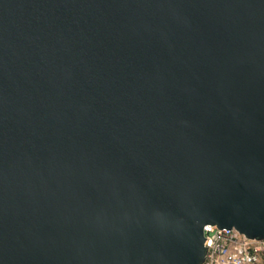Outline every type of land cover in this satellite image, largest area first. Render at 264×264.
Wrapping results in <instances>:
<instances>
[{
    "label": "water",
    "instance_id": "95a60500",
    "mask_svg": "<svg viewBox=\"0 0 264 264\" xmlns=\"http://www.w3.org/2000/svg\"><path fill=\"white\" fill-rule=\"evenodd\" d=\"M264 239V0H0V264H203Z\"/></svg>",
    "mask_w": 264,
    "mask_h": 264
},
{
    "label": "built area",
    "instance_id": "2783aa9c",
    "mask_svg": "<svg viewBox=\"0 0 264 264\" xmlns=\"http://www.w3.org/2000/svg\"><path fill=\"white\" fill-rule=\"evenodd\" d=\"M203 264H264V239L249 238L235 227H204Z\"/></svg>",
    "mask_w": 264,
    "mask_h": 264
}]
</instances>
